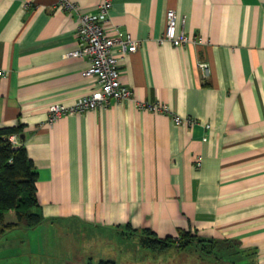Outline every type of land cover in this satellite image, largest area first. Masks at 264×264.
Wrapping results in <instances>:
<instances>
[{"label": "crops", "instance_id": "obj_1", "mask_svg": "<svg viewBox=\"0 0 264 264\" xmlns=\"http://www.w3.org/2000/svg\"><path fill=\"white\" fill-rule=\"evenodd\" d=\"M57 1L0 0V126L22 124L14 143L33 162L41 216L7 229L17 217L4 212L0 264L19 253L20 264H73V249L48 236L67 219L115 233L116 247L131 229L188 230L217 243L200 258L264 264V0H112L106 32L117 26L138 41L120 61L130 98L48 123V105L98 86L88 60L68 53L79 14L99 0H70L72 10ZM168 8L194 41L159 40ZM171 113L192 121L175 124ZM227 242L236 249L223 250ZM107 243L80 248L92 263Z\"/></svg>", "mask_w": 264, "mask_h": 264}, {"label": "built area", "instance_id": "obj_2", "mask_svg": "<svg viewBox=\"0 0 264 264\" xmlns=\"http://www.w3.org/2000/svg\"><path fill=\"white\" fill-rule=\"evenodd\" d=\"M57 3L65 10L75 9L74 3L70 0H58ZM111 5L112 0H99L94 12L79 14L76 28L77 45L68 53L88 60L85 74L95 75L98 86L78 96L70 104L54 102L48 105L46 119L48 123L65 113L82 112L89 108L107 106L112 102L130 98L131 89L120 79V61L126 53L137 49L138 41L117 26L114 27L113 34L106 32L104 23L109 19ZM159 40L168 41L173 45L194 41L183 28L177 27L175 11L172 8H168L165 12V27ZM197 64L204 74L208 73L206 60L200 58ZM139 105L150 110L168 112L167 105L161 102L143 101ZM171 117L175 124L192 121L190 117L173 113ZM8 138L16 142V134L12 133Z\"/></svg>", "mask_w": 264, "mask_h": 264}, {"label": "trees", "instance_id": "obj_3", "mask_svg": "<svg viewBox=\"0 0 264 264\" xmlns=\"http://www.w3.org/2000/svg\"><path fill=\"white\" fill-rule=\"evenodd\" d=\"M22 124L0 126V223L4 212L12 208L17 220L6 223L4 228H12L18 221L24 220L28 225H34L41 221V216L32 210L37 204L35 180L37 173L33 162L28 157L22 144H15L8 136L12 133H21ZM139 237L141 247L154 251H164L170 246L183 248L189 242L197 246V250L204 254L216 253L217 243L206 241L200 236L181 231L178 235L157 236L149 228L141 230L131 229ZM89 264H117L113 259L103 258Z\"/></svg>", "mask_w": 264, "mask_h": 264}, {"label": "rangeland", "instance_id": "obj_4", "mask_svg": "<svg viewBox=\"0 0 264 264\" xmlns=\"http://www.w3.org/2000/svg\"><path fill=\"white\" fill-rule=\"evenodd\" d=\"M54 229L56 232L48 235L49 239L52 243L57 242L60 247L66 245V250L67 248L73 249V258H76L73 259V264H89L90 261L87 260L85 254L82 253V247L80 248V246L87 245L86 247L89 246L94 250L101 251V240L103 239L108 241L111 239L112 243L106 244V247L109 249H107L102 256H105V258H114L118 264H185L187 262L194 264H215L216 262V260L212 258L198 257L197 246L193 242H189L183 248L170 246L164 251L156 252L148 248H141L139 237L136 233H128L125 235L127 236L126 238L121 235L123 236L122 239L124 238L126 241L116 247L114 245L116 244L115 233H111L110 231L98 227L85 226L84 224L71 219L56 223ZM65 230L66 233L64 232ZM91 236H93V239H90ZM90 248L86 249H89L88 251L91 252ZM221 248L230 252L231 250L236 249V246L233 243L227 242ZM54 253L55 255L59 254L58 251H55ZM19 255L22 254H16V257ZM94 256L95 258L97 257L96 254ZM16 257L8 258L9 260H7L6 264L19 263V260H17ZM57 258L58 257H56V259ZM56 261H58V259ZM38 263L39 262L36 264ZM21 264L29 263L21 262ZM57 264L59 263L57 262Z\"/></svg>", "mask_w": 264, "mask_h": 264}]
</instances>
